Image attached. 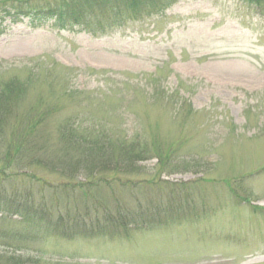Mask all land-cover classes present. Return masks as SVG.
<instances>
[{"label": "rangeland", "instance_id": "374dc122", "mask_svg": "<svg viewBox=\"0 0 264 264\" xmlns=\"http://www.w3.org/2000/svg\"><path fill=\"white\" fill-rule=\"evenodd\" d=\"M15 1L54 0H0V82L24 88L12 117L45 114L34 152L47 167L14 165L6 189L37 195L45 179L81 201L82 150L61 137L75 126L106 138L109 159L143 155L90 171V196L156 220L30 240L1 210L0 264H264V0H138L69 27L15 20Z\"/></svg>", "mask_w": 264, "mask_h": 264}, {"label": "trees", "instance_id": "16d2710c", "mask_svg": "<svg viewBox=\"0 0 264 264\" xmlns=\"http://www.w3.org/2000/svg\"><path fill=\"white\" fill-rule=\"evenodd\" d=\"M137 1L54 0L38 4H34L37 2L15 1L11 7L15 13L12 12L11 15L15 20L25 16L31 22L53 21L63 27L81 26L90 18L97 17L106 10L125 6L132 8ZM241 1L255 5L259 3V0ZM23 90L24 88L15 81L0 82V212L2 210L11 215L21 216L23 220L21 223H25V228L28 229L26 235L30 240L39 239L48 232L72 237V234L75 235L79 229L80 231L84 229L79 232L89 238L104 236L107 231H110L108 235L112 236L127 232L132 224L141 226L156 220L150 216L152 213L150 211L139 210L135 213L123 209L113 211L105 207L98 199L94 200V197L90 196L93 188H97L95 186L97 182L91 181L94 178H90L92 171L103 173L109 169L125 168V165H130L129 169H132L131 164H126L131 161L125 160L126 156L130 158L135 156L136 159L141 160L143 155L141 152L133 154L127 148L129 146L124 145L120 158L109 159L105 154V148L109 143L106 138L94 139L86 135L81 137L74 131L75 126L69 129L66 126L67 131L62 132L61 137L67 143L68 150H82L76 167L79 166V169L88 172L87 180L72 186L75 191L77 189L81 201L75 202L76 199L73 198L76 196L70 197L71 190H67L69 183L59 186L61 192H64V195H61L57 193V186H50L51 183L45 179L36 180L41 186L37 195L33 193V190H21L20 193L14 190L10 193L11 190L5 187V183L10 182V179H7L5 174L7 170H13L14 165L21 170L37 165L47 167L45 162L36 160L37 156L34 152L42 145L41 128L45 114L26 116L23 117L24 119L18 116L12 117L15 101ZM40 149L43 150V147L41 146ZM98 158L101 161H98ZM51 169L54 170V168ZM46 189H51L54 193L47 196ZM113 202L119 205V197L116 194ZM138 206L141 208L159 205L154 199L147 198L144 202H138Z\"/></svg>", "mask_w": 264, "mask_h": 264}]
</instances>
